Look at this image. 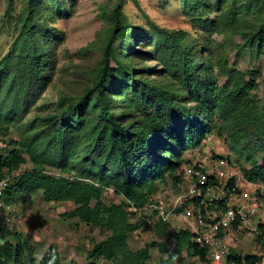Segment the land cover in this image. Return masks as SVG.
<instances>
[{
	"label": "trees",
	"instance_id": "16d2710c",
	"mask_svg": "<svg viewBox=\"0 0 264 264\" xmlns=\"http://www.w3.org/2000/svg\"><path fill=\"white\" fill-rule=\"evenodd\" d=\"M107 1L115 6L104 8V25L83 50L96 53L94 63L77 74L75 87L58 91L52 111L27 119L56 67L58 34L47 21L62 14L66 1L20 0L16 36L0 59V131L17 134L0 152V180L7 179L1 200L27 204L40 192L47 203H71L74 208L63 214L68 219L106 229L107 237L86 252L87 264H147L154 250L162 256L157 264H176L174 253L183 248L205 260L207 249L189 230L171 234V244L153 240L130 248V235L150 226L129 217L141 210L158 214L155 197L164 186L180 185L184 154L209 134L244 158L239 168L247 180L264 183V102L255 92V73L229 66L218 44L207 40L211 32L230 34L239 39L231 46L236 56H264V0H179L199 38L150 21L134 25L124 0ZM15 5L6 0L9 18ZM153 60L161 68L146 65ZM106 190L119 202L106 204ZM152 227L156 236L168 235V219ZM14 236L0 230V264H61L56 245L36 260V246ZM228 261L259 259L237 255Z\"/></svg>",
	"mask_w": 264,
	"mask_h": 264
},
{
	"label": "rangeland",
	"instance_id": "374dc122",
	"mask_svg": "<svg viewBox=\"0 0 264 264\" xmlns=\"http://www.w3.org/2000/svg\"><path fill=\"white\" fill-rule=\"evenodd\" d=\"M66 4L61 9V15L47 23L57 33L55 46L56 67L52 74L51 81L42 95H39L33 105L26 110L25 118H32L35 114H46L55 108L58 91H67L75 87L77 74L82 68L91 66L96 58V53L83 55L84 48L95 40L97 32L103 27L104 21L102 14L104 8H113L115 1L107 0H65ZM123 10L126 18L134 25L147 26L152 22L160 27L170 30H181L197 38L201 31L190 20V17L184 13V9L179 0H124ZM21 8L20 0H16V5L12 18L5 15L6 0H0V59L7 53L10 44L16 36L18 23L16 16ZM210 16H213L211 14ZM208 42L217 43L220 53L226 55L229 66L237 68L241 72L253 71L255 75L251 77L258 84L255 91L259 99L264 102V56L254 57L249 52H244L241 56H236L231 48L232 44L239 42L238 37L230 34H220L211 32L207 35ZM138 44V43H136ZM152 44L146 45L150 49ZM156 60L147 61V66H154ZM156 69L161 68L160 66ZM219 83L223 78H217ZM13 128V126L11 127ZM17 139L14 129L8 132L0 131V152H3L8 145L9 140ZM185 163L183 172L189 173L195 166L204 167L206 170H212V163L222 160L223 163L231 165L245 166L244 158L238 157L227 146L224 138H219L215 134L207 135L206 139L193 149L184 154ZM30 164L22 166L21 171L28 169ZM248 167V166H247ZM52 174H56L53 171ZM186 185V184H185ZM188 185V184H187ZM183 192L177 187H163L155 197L156 206L161 216L163 210L170 211L174 208L176 202L182 197ZM104 202L106 204H115L119 198L112 190L104 192ZM14 217H8L9 220L0 218V230L8 239H14V234H18L21 240H27L36 246V260H39L46 248L53 244L58 247L61 255V264H87L90 262L86 257L87 251L92 244L104 240L108 231L101 227L86 226L78 219H68L63 214L72 210L74 207L69 202L47 203L43 200L40 192L34 194L27 204L21 203V200L13 202ZM160 208V209H159ZM179 210V209H178ZM151 211H137L134 216L129 217L130 222L136 223L144 220L150 227H144L130 235L128 244L130 248L137 250L153 240L169 241L172 243L171 234L181 230L195 231L197 222L195 217L181 216V211L176 210V214L167 213L168 229L166 237L160 238L155 235L153 224L160 218L158 214L148 215ZM7 219V218H6ZM11 229L13 233L7 232ZM169 237V239H168ZM189 249V248H188ZM180 249L179 253H174V257H179L176 264H197L193 258V251ZM243 254L256 255L257 251L251 250L246 246ZM162 256L158 251H152L151 259L147 264H157ZM96 262V261H95ZM96 264H112L107 261H97ZM264 264V260L262 262Z\"/></svg>",
	"mask_w": 264,
	"mask_h": 264
},
{
	"label": "built area",
	"instance_id": "2783aa9c",
	"mask_svg": "<svg viewBox=\"0 0 264 264\" xmlns=\"http://www.w3.org/2000/svg\"><path fill=\"white\" fill-rule=\"evenodd\" d=\"M206 168L198 165L192 174L183 172L178 186L182 197L172 210L162 209L163 216L158 214L159 218L166 220L167 213L180 208L181 216L195 217L194 242L207 249L205 260L196 257L197 264H235L228 259L244 257L246 246L257 251L259 261L255 264H262L264 183L247 180L239 167L222 160L214 161L212 170ZM6 183V178L0 180V194ZM10 216H15L13 205L5 204L0 197V218L9 220Z\"/></svg>",
	"mask_w": 264,
	"mask_h": 264
},
{
	"label": "clouds",
	"instance_id": "9594fccd",
	"mask_svg": "<svg viewBox=\"0 0 264 264\" xmlns=\"http://www.w3.org/2000/svg\"><path fill=\"white\" fill-rule=\"evenodd\" d=\"M195 260H196V257H195Z\"/></svg>",
	"mask_w": 264,
	"mask_h": 264
}]
</instances>
